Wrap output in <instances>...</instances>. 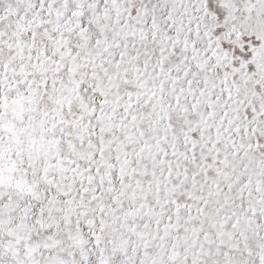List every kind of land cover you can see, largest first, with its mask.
Segmentation results:
<instances>
[{"label":"snow or ice","instance_id":"6c2138e0","mask_svg":"<svg viewBox=\"0 0 264 264\" xmlns=\"http://www.w3.org/2000/svg\"><path fill=\"white\" fill-rule=\"evenodd\" d=\"M0 264H264V0H0Z\"/></svg>","mask_w":264,"mask_h":264}]
</instances>
